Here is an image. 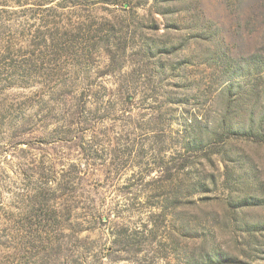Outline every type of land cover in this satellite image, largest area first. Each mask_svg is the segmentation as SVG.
Segmentation results:
<instances>
[{
  "label": "rangeland",
  "instance_id": "obj_1",
  "mask_svg": "<svg viewBox=\"0 0 264 264\" xmlns=\"http://www.w3.org/2000/svg\"><path fill=\"white\" fill-rule=\"evenodd\" d=\"M0 264H264V0H0Z\"/></svg>",
  "mask_w": 264,
  "mask_h": 264
}]
</instances>
